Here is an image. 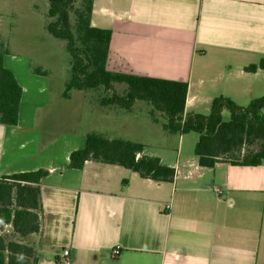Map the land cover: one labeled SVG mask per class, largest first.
<instances>
[{
    "label": "crops",
    "instance_id": "1",
    "mask_svg": "<svg viewBox=\"0 0 264 264\" xmlns=\"http://www.w3.org/2000/svg\"><path fill=\"white\" fill-rule=\"evenodd\" d=\"M91 25L112 31L109 71L187 82L185 115H208L218 97L240 107L264 97V70L246 71L264 58V0H94ZM25 58H4L23 96L18 125L0 124V179L49 172L40 232L18 240L37 264H61L64 251L67 264H264V162L156 156L172 182L94 161L69 169L88 134L48 135L50 83Z\"/></svg>",
    "mask_w": 264,
    "mask_h": 264
},
{
    "label": "trees",
    "instance_id": "2",
    "mask_svg": "<svg viewBox=\"0 0 264 264\" xmlns=\"http://www.w3.org/2000/svg\"><path fill=\"white\" fill-rule=\"evenodd\" d=\"M49 0L47 31L66 42L71 57V77L65 86L64 98L73 90L103 89L98 99L101 107H119L131 111L137 101L153 106L166 116L163 129L169 133L199 135L195 156L201 167L213 168L222 161L238 166H260L264 162V97L240 107L229 98L213 100L208 115L186 114L187 82L113 73L107 69L112 31L91 25L94 0ZM72 17L74 22H72ZM7 55L0 41V124L17 126L23 89L13 72L4 65ZM264 70V58L250 65L247 72ZM125 85L123 93L116 89ZM108 93H110L108 95ZM229 113L225 121L223 112ZM143 144L121 138L110 139L90 133L83 148L70 154L67 168L82 170L88 161L118 165L144 179L172 182L176 171L159 157L145 153ZM48 171L39 170L0 179V224L11 226L15 234L25 238L40 232L41 180ZM32 247L7 241L0 234V264H37Z\"/></svg>",
    "mask_w": 264,
    "mask_h": 264
},
{
    "label": "rangeland",
    "instance_id": "3",
    "mask_svg": "<svg viewBox=\"0 0 264 264\" xmlns=\"http://www.w3.org/2000/svg\"><path fill=\"white\" fill-rule=\"evenodd\" d=\"M80 4L81 0H77L75 6ZM48 10L49 0H0V41L6 47V56L31 59L33 65L40 64L47 73L50 103L45 112L51 122L48 135L62 138L95 132L143 144L145 153L163 156L167 161H175L179 152L184 159H196L194 150L199 135L165 131V114L156 111L158 122H154L151 116L153 106L149 102L137 101L131 112L114 107L103 113L104 109L97 103L104 94L103 89L73 91L69 99L63 97L65 85L71 77V57L66 42L47 31L51 21ZM124 88L125 85L116 87L120 94ZM201 112L207 113L205 110ZM223 118L229 120L227 111L223 112ZM0 234L7 241L21 239L7 225L0 224Z\"/></svg>",
    "mask_w": 264,
    "mask_h": 264
},
{
    "label": "built area",
    "instance_id": "4",
    "mask_svg": "<svg viewBox=\"0 0 264 264\" xmlns=\"http://www.w3.org/2000/svg\"><path fill=\"white\" fill-rule=\"evenodd\" d=\"M218 193L220 194L221 191L218 190ZM121 253V250L119 248H115L112 252V258H117ZM69 256V251H64L63 252V258L61 260V264H67L68 263V257Z\"/></svg>",
    "mask_w": 264,
    "mask_h": 264
}]
</instances>
